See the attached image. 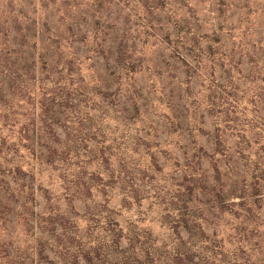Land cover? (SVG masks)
<instances>
[{
	"label": "trees",
	"instance_id": "16d2710c",
	"mask_svg": "<svg viewBox=\"0 0 264 264\" xmlns=\"http://www.w3.org/2000/svg\"><path fill=\"white\" fill-rule=\"evenodd\" d=\"M44 1L0 0V264H255L251 257L256 246L248 236L238 238L240 228L234 223L249 232L264 228L263 220L253 222V217L260 219L254 208L264 206L259 202L264 174L239 185L229 174L228 158L235 153L229 138L209 128L204 146L191 128L181 152L183 169L177 171L186 180L182 195L187 197L180 194L177 199L185 210L171 205L143 217L135 199L139 187L128 184L117 165L104 167L98 158L108 162L113 157L99 142L93 143L105 116L98 112L100 125L85 126L94 108L86 110L80 93L73 92L80 86L57 76L60 59L54 55L60 44L53 39L59 40L60 33L73 35L82 24L64 11L63 0ZM43 2L56 21L36 7ZM220 28L207 34L188 27L182 43L193 68L188 84L195 72L203 74L204 58L215 50L219 59L230 58L217 64L221 68L239 66L236 52L221 42ZM98 32L89 30L94 39ZM117 50L121 74L125 49ZM117 89L122 95L128 92L121 85ZM188 89L191 95L194 87ZM211 97L205 116L214 118L217 95ZM128 103L132 112L138 110L135 98ZM104 107L102 113L108 103ZM90 139L91 145L86 142ZM208 154L212 176L205 179L202 160ZM134 206L136 214L130 213ZM260 243L264 250V238ZM235 244L251 252L242 262ZM259 263L264 264V256Z\"/></svg>",
	"mask_w": 264,
	"mask_h": 264
},
{
	"label": "rangeland",
	"instance_id": "374dc122",
	"mask_svg": "<svg viewBox=\"0 0 264 264\" xmlns=\"http://www.w3.org/2000/svg\"><path fill=\"white\" fill-rule=\"evenodd\" d=\"M45 4L38 3L36 7L43 8L56 21L57 17ZM61 7L67 14L77 16L82 26L73 35L60 33L59 40L53 39L60 44L54 55L60 59L57 76L66 84L80 86L73 92L80 93L86 110L94 108L85 126L100 125L95 117L98 112L105 116L100 125L103 130L93 143L99 142L97 145L103 146L104 151L107 148L113 157L108 162L98 158L104 167L117 165L125 181L139 187L135 199L143 217L171 205L185 210L177 199L180 194L187 197L182 195L186 180L177 171L183 169L181 152L188 143L186 136L191 128L192 134L199 135L198 143L204 146H208L209 128L210 132L215 128L229 138L235 149L233 157L228 158L232 180L247 185L254 179H262L264 0H63ZM96 16L98 22L94 23ZM218 25L221 42L233 48L234 62L239 66L232 70L221 68L217 64L230 58L219 59L214 49V54L204 58L203 74L195 72L192 84H188V72L193 68L188 67V53L182 45L188 37V27L209 34ZM92 28H99L95 39L89 34ZM61 29L58 25V30ZM47 42L43 43L46 47ZM118 46L125 49L120 63L126 68L121 74L117 65ZM190 84L194 87L191 95ZM209 84L219 89L213 91ZM119 85L123 92L128 91L126 95L120 94ZM214 94L217 95L214 118L206 117L205 105L212 102ZM130 98L136 99L138 110L134 108L132 112ZM107 103L106 113H102ZM86 142L92 144L91 139ZM209 157L208 154L202 160V168L207 170L205 179L212 176ZM102 179L106 180L104 176ZM261 198L259 202L264 204V195ZM135 208L130 213H135ZM254 214L260 216V219L253 217L254 223L264 221V206L254 208ZM234 225L240 228L238 238L248 236L256 246L251 257L256 264L264 256L260 243L264 228L249 232L248 228ZM236 247L237 259L242 262L251 252L246 246Z\"/></svg>",
	"mask_w": 264,
	"mask_h": 264
}]
</instances>
